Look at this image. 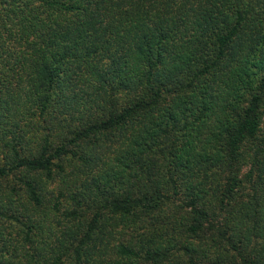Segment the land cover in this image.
<instances>
[{
	"label": "trees",
	"instance_id": "16d2710c",
	"mask_svg": "<svg viewBox=\"0 0 264 264\" xmlns=\"http://www.w3.org/2000/svg\"><path fill=\"white\" fill-rule=\"evenodd\" d=\"M50 184L52 264H264V0H0V264Z\"/></svg>",
	"mask_w": 264,
	"mask_h": 264
},
{
	"label": "rangeland",
	"instance_id": "374dc122",
	"mask_svg": "<svg viewBox=\"0 0 264 264\" xmlns=\"http://www.w3.org/2000/svg\"><path fill=\"white\" fill-rule=\"evenodd\" d=\"M40 182L43 184L42 178ZM18 198L19 195L14 197ZM16 211L22 215L23 221L32 226V233L28 236L26 227H13L9 220L3 223L7 235L11 237L12 245L15 244L19 248L18 257L6 261L9 264H52V184L46 191V203L41 209L30 207V211H26L23 206L17 205L9 214ZM13 251L14 247L9 254H4L5 258L13 257Z\"/></svg>",
	"mask_w": 264,
	"mask_h": 264
}]
</instances>
